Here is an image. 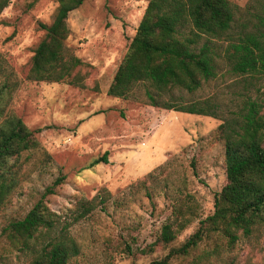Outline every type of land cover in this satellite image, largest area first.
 I'll use <instances>...</instances> for the list:
<instances>
[{
  "label": "rangeland",
  "instance_id": "rangeland-1",
  "mask_svg": "<svg viewBox=\"0 0 264 264\" xmlns=\"http://www.w3.org/2000/svg\"><path fill=\"white\" fill-rule=\"evenodd\" d=\"M149 1L85 0L69 13L65 46L83 61L75 71L78 84L30 78L35 48L46 35L41 24L52 23L58 0H11L0 13V123L18 116L36 140L6 167L0 264H30L32 257L14 248L1 229L22 218L61 175L65 180L46 198L61 223L74 221L80 200L97 203L69 228L79 254L68 264H150L182 245L214 212L215 196L227 182L217 128L249 98L264 103V74L231 70L226 50L242 31L236 22L230 33L209 42L216 76L192 93L175 91L187 102L212 98L220 104L219 117L152 106L143 84L127 98L109 95ZM229 1L242 13L250 2ZM105 155L107 162L95 163ZM169 222L177 229L175 240L155 244ZM169 262L264 264V224L247 236L239 232L233 244L205 235Z\"/></svg>",
  "mask_w": 264,
  "mask_h": 264
},
{
  "label": "trees",
  "instance_id": "trees-1",
  "mask_svg": "<svg viewBox=\"0 0 264 264\" xmlns=\"http://www.w3.org/2000/svg\"><path fill=\"white\" fill-rule=\"evenodd\" d=\"M10 1L0 0V13ZM84 1L58 0L52 23L41 24L46 35L35 48L31 79L79 83L75 71L83 61L66 49L65 41L69 13ZM236 22H241L242 31L226 50L231 70L239 75L264 74V0H250L243 13L229 0H150L107 93L127 98L143 84L152 106L219 117L220 104L212 98L187 102L175 91L192 93L216 76L209 42L230 33ZM222 118L216 133L224 141L227 182L215 196L214 212L182 245L150 264H170L173 256L187 255L205 235L218 234L233 244L239 232L247 236L264 224V103L249 98ZM34 134L15 115L0 123V206L8 192V161L35 147ZM100 161H106V155L95 163ZM64 180L63 175L57 177L22 218L11 219L1 229L14 248L32 257L30 264H68L79 254L69 228L97 207L96 198L80 200L74 221L61 223L46 198ZM176 231L173 223L164 224L155 244L171 243Z\"/></svg>",
  "mask_w": 264,
  "mask_h": 264
}]
</instances>
